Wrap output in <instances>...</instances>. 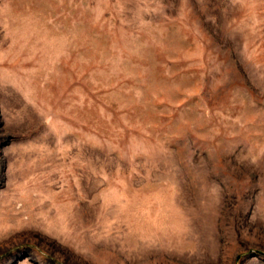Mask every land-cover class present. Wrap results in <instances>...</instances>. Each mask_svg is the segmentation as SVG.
Instances as JSON below:
<instances>
[{"label": "rangeland", "instance_id": "obj_1", "mask_svg": "<svg viewBox=\"0 0 264 264\" xmlns=\"http://www.w3.org/2000/svg\"><path fill=\"white\" fill-rule=\"evenodd\" d=\"M0 264H264V0H0Z\"/></svg>", "mask_w": 264, "mask_h": 264}]
</instances>
